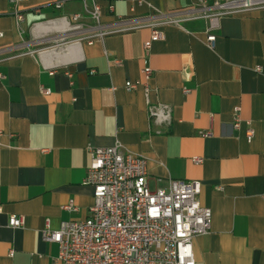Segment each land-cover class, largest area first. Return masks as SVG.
Instances as JSON below:
<instances>
[{
	"label": "crops",
	"instance_id": "1",
	"mask_svg": "<svg viewBox=\"0 0 264 264\" xmlns=\"http://www.w3.org/2000/svg\"><path fill=\"white\" fill-rule=\"evenodd\" d=\"M57 1L0 0V264H62L41 233L89 217V149L116 144L146 160L152 192L201 183L211 226L192 241L195 264H264V9L222 17L210 49L206 20L165 23L197 0H103L101 25L137 28L88 45L95 24L83 4ZM74 14L90 32L54 24ZM153 29L164 40L146 54ZM128 82L147 84L149 104L168 106L171 123L152 122L142 88L128 92ZM11 217L23 227L10 228Z\"/></svg>",
	"mask_w": 264,
	"mask_h": 264
},
{
	"label": "built area",
	"instance_id": "2",
	"mask_svg": "<svg viewBox=\"0 0 264 264\" xmlns=\"http://www.w3.org/2000/svg\"><path fill=\"white\" fill-rule=\"evenodd\" d=\"M22 1L13 0V3L17 6ZM101 1L58 0L54 6L61 9L67 2L83 4L86 14L95 24L91 34L84 38L88 45H92L95 39L102 41L108 35L137 28L127 26V22L120 19L114 25H101ZM87 5H90L89 9ZM260 9H264V0H197L196 7L185 12L184 18L169 15L165 23L178 26L189 20H206V43L213 49L215 36L212 32L222 17ZM14 17L16 22L22 21L18 12ZM80 20L81 16L74 14L56 20L54 24L62 33L90 32L83 28ZM2 37L0 33V39ZM163 40L164 35L153 29L149 41L144 44L146 54L152 43ZM73 44L78 45V42ZM142 74L147 80L151 77L147 62ZM139 87L147 100L150 120L157 125H169L171 109L165 105L149 104L147 84L128 82L125 85L128 92ZM183 93H188V90L183 89ZM233 117V128L239 130V108L234 110ZM252 137L253 132L247 130V141L251 142ZM89 153L90 164L84 181L93 189L89 217L84 221L62 223L57 231L46 224L41 233L44 242L58 246V261L62 264H195L192 241L196 236L208 234L211 226V211L199 203L201 183L171 180L167 192H152L147 185L144 158L123 153L119 144L111 148L89 149ZM193 162L200 164L202 160L194 158ZM64 209L76 210L73 202ZM23 225V218H9L10 228ZM12 255L10 252L9 256Z\"/></svg>",
	"mask_w": 264,
	"mask_h": 264
}]
</instances>
